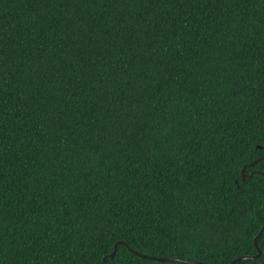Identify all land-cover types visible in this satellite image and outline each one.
<instances>
[{
    "label": "trees",
    "instance_id": "trees-1",
    "mask_svg": "<svg viewBox=\"0 0 264 264\" xmlns=\"http://www.w3.org/2000/svg\"><path fill=\"white\" fill-rule=\"evenodd\" d=\"M262 156L264 0H0V264H264Z\"/></svg>",
    "mask_w": 264,
    "mask_h": 264
},
{
    "label": "water",
    "instance_id": "water-1",
    "mask_svg": "<svg viewBox=\"0 0 264 264\" xmlns=\"http://www.w3.org/2000/svg\"><path fill=\"white\" fill-rule=\"evenodd\" d=\"M259 160H264V156L262 157H259L257 158L256 160H254L251 164H254L255 162L259 161ZM245 168H246V165L244 166L243 168V175L244 177L247 175L245 172ZM259 173L263 174L264 175V172L259 170L258 171ZM255 172H252L250 173L248 176H253ZM264 230V226L262 228V230L260 231V233L258 234V236H256L255 238V242L257 244V240L259 238V236L261 235L262 231ZM118 243H124L123 241H119ZM117 243V244H118ZM117 244L115 245V249L114 251L112 252L111 254V257L113 258L116 254V249H117ZM132 252H134L135 254L141 256V257H144V258H149V259H155V260H161V261H181V262H186V263H191V264H212V263H207V262H203V261H197V260H189V259H182V258H175V257H164V256H153V255H147V254H143L141 252H138L137 250L135 249H132L130 248ZM261 253V250L260 248L258 247V254L257 255H242V256H239L237 257L236 259L232 260L230 263L228 264H233L235 263L236 261L238 260H241V259H251V258H254L256 256H259Z\"/></svg>",
    "mask_w": 264,
    "mask_h": 264
}]
</instances>
